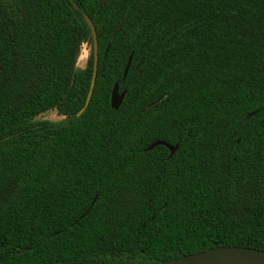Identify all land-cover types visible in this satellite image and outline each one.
Returning <instances> with one entry per match:
<instances>
[{
	"label": "trees",
	"instance_id": "trees-1",
	"mask_svg": "<svg viewBox=\"0 0 264 264\" xmlns=\"http://www.w3.org/2000/svg\"><path fill=\"white\" fill-rule=\"evenodd\" d=\"M221 247L264 252V0H0V264Z\"/></svg>",
	"mask_w": 264,
	"mask_h": 264
},
{
	"label": "water",
	"instance_id": "water-1",
	"mask_svg": "<svg viewBox=\"0 0 264 264\" xmlns=\"http://www.w3.org/2000/svg\"><path fill=\"white\" fill-rule=\"evenodd\" d=\"M74 8L78 9L77 5L74 4ZM84 19L87 25L89 26L91 30V35L93 38L94 43V67H93V77L92 82L89 90V94L85 103L84 108L78 113V117H80L89 106L96 80H97V72H98V65H99V55H98V39H97V31L96 28L92 22V20L88 17V15L84 14ZM132 57H130L127 67L124 72V78L127 76L128 71L130 69ZM126 97V93H119V84H116L111 97V107L114 110H119L121 105L124 102V99ZM155 102L154 104H156ZM158 146H164L168 150H170L171 155H173L177 147H172L164 142H157L155 144H152L147 150H153L155 147ZM97 201V196L95 197L92 205H94ZM30 251L29 249L23 250L21 253H26ZM166 264H264V252L250 249V248H241V247H221V248H215L211 250H207L198 254L189 255L182 257L180 259L168 262Z\"/></svg>",
	"mask_w": 264,
	"mask_h": 264
},
{
	"label": "rangeland",
	"instance_id": "rangeland-1",
	"mask_svg": "<svg viewBox=\"0 0 264 264\" xmlns=\"http://www.w3.org/2000/svg\"><path fill=\"white\" fill-rule=\"evenodd\" d=\"M90 54H91V48H90L89 45L85 44L82 47L81 55H80V58H79L78 63H77V67L78 68L84 69L86 67L88 59L90 57ZM38 119H40V120H50V121H61V120L64 119V117L60 116L57 113V111H50V112L42 115Z\"/></svg>",
	"mask_w": 264,
	"mask_h": 264
}]
</instances>
